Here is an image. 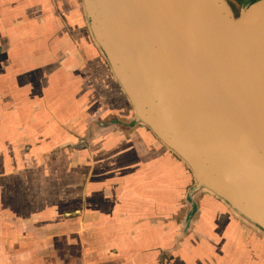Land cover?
<instances>
[{"label": "crops", "instance_id": "crops-1", "mask_svg": "<svg viewBox=\"0 0 264 264\" xmlns=\"http://www.w3.org/2000/svg\"><path fill=\"white\" fill-rule=\"evenodd\" d=\"M116 108L130 105L81 0H0V264H40L73 217L87 251L77 264H264L249 256L264 244L222 205L183 203L184 169L149 131L102 126L129 117Z\"/></svg>", "mask_w": 264, "mask_h": 264}, {"label": "water", "instance_id": "water-1", "mask_svg": "<svg viewBox=\"0 0 264 264\" xmlns=\"http://www.w3.org/2000/svg\"><path fill=\"white\" fill-rule=\"evenodd\" d=\"M81 1L134 121L264 235V0Z\"/></svg>", "mask_w": 264, "mask_h": 264}, {"label": "rangeland", "instance_id": "rangeland-1", "mask_svg": "<svg viewBox=\"0 0 264 264\" xmlns=\"http://www.w3.org/2000/svg\"><path fill=\"white\" fill-rule=\"evenodd\" d=\"M250 0H229L230 5H232L233 8H235L239 13L242 9V7ZM100 54V53H99ZM101 58L104 60V58L102 57V55L100 54ZM107 68H108V72L109 74L113 77V74L108 66V63L104 60ZM114 79V77H113ZM115 84L117 85L118 89L120 90V94L123 96V98L125 99V101L128 103V99L126 98L124 92L120 89L119 84L116 82V80L114 79ZM108 87V86H107ZM106 87V91L109 95L110 89H107ZM108 98L110 99V97L108 96ZM129 105V103H128ZM119 108L120 105L118 104ZM116 108L117 113L119 114H129V117L127 118H122L120 117L119 119L113 118V117H108L107 120H104L105 122L102 123V126L104 127H108L110 125L116 124V121H118L120 124L122 122V124H124V126H126V128H138L139 130L142 131H148L145 127L138 125L135 121H134V110L132 109V107L130 106V109L127 110L126 108L124 110ZM113 110V109H112ZM127 110V111H126ZM114 117H119V116H114ZM129 122V123H127ZM127 123V124H126ZM112 128V127H111ZM140 131V132H142ZM143 133V132H142ZM81 139V138H80ZM153 144L154 145H159V147H162L167 153L166 155L171 159L172 162V166L174 167H179L181 169H184V171L181 172V174L186 178L185 183L187 186H185L184 184V191H185V198L183 203L187 206H189V208L191 210H193L194 213H196L199 209L201 210H206V209H219L222 208L221 205L225 208V210H227L230 214L231 211L228 209V207H226L220 200H218L216 197H214L213 195L209 194V193H193V189L192 187L194 186V177L191 173V171L187 168V166L175 155L173 154L171 151H168L167 149H165L160 142L158 141V139H156L155 137H153ZM181 175V177H183ZM183 181V180H182ZM193 194V195H192ZM180 207V206H179ZM45 208V207H44ZM173 208V207H172ZM180 209H182L180 207ZM44 210V209H43ZM234 218L236 219V223L240 222L241 226L239 225V223L237 224V227H239V230H243L245 228L249 229L251 231V236L252 239L254 238L256 241H260L262 244H264V235L262 233H260L257 229L248 226L247 224L241 222L240 220H238L236 218V216H234ZM178 219V217H174L173 220L176 222V220ZM182 219V218H181ZM190 219H188L189 221ZM195 220V219H194ZM73 221L74 223H72L71 227H74V232L73 234L64 237V238H60L59 242H56L53 246H51L50 244H41L40 247L42 248V250L37 251L38 255H39V263L40 264H64L62 259V255H68L69 261L67 260V264L68 262H70V264H77L75 263L76 261H78V259H83L86 249L83 248V239H82V233H76L77 228H80L78 222H77V218L73 217ZM174 225L176 227V230L179 232V230L183 227L184 232L188 231V228L186 227L187 225L185 224L184 226H182L179 222L175 223ZM187 223V222H186ZM245 227V228H244ZM238 229V228H237ZM45 230V229H44ZM186 230V231H185ZM183 232V233H184ZM237 240V237L236 239ZM254 240V241H255ZM252 242V244L254 243H259V242ZM87 245V244H85ZM68 246L70 248H68ZM87 248V247H86ZM84 250V251H83ZM241 252V250H239ZM260 251V252H259ZM257 252V253H256ZM255 252V248L253 246H251V251L249 255L250 257H254V256H264V254L262 255L263 251L262 250H256ZM62 258V259H61ZM90 262L93 261V258H91V260H89ZM88 261V263H89ZM66 264V263H65Z\"/></svg>", "mask_w": 264, "mask_h": 264}, {"label": "flooded vegetation", "instance_id": "flooded-vegetation-1", "mask_svg": "<svg viewBox=\"0 0 264 264\" xmlns=\"http://www.w3.org/2000/svg\"><path fill=\"white\" fill-rule=\"evenodd\" d=\"M228 2H229V0H228ZM229 4H230V2H229ZM231 7H232V5H231ZM233 8V7H232ZM233 11H234V14L236 15V16H238L239 15V12L235 9V8H233ZM194 188V186L192 187V189Z\"/></svg>", "mask_w": 264, "mask_h": 264}]
</instances>
